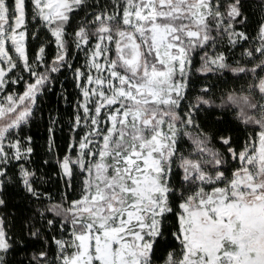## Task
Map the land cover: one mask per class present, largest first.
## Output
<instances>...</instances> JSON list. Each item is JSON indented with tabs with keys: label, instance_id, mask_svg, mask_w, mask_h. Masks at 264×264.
Masks as SVG:
<instances>
[{
	"label": "snow or ice",
	"instance_id": "6c2138e0",
	"mask_svg": "<svg viewBox=\"0 0 264 264\" xmlns=\"http://www.w3.org/2000/svg\"><path fill=\"white\" fill-rule=\"evenodd\" d=\"M0 264H264V0H0Z\"/></svg>",
	"mask_w": 264,
	"mask_h": 264
},
{
	"label": "trees",
	"instance_id": "16d2710c",
	"mask_svg": "<svg viewBox=\"0 0 264 264\" xmlns=\"http://www.w3.org/2000/svg\"><path fill=\"white\" fill-rule=\"evenodd\" d=\"M256 18L257 17H255V16L251 17L250 30H251V27L255 24ZM236 54L239 55V51H237ZM197 67H199L198 58H197V62L195 63V66L193 68V77H192V82H193L192 83V86H193L192 95L193 96H195V94L199 91V89L205 83H214V84L217 85V87L215 89H213V92L215 93V96L217 97V103H219V99L218 98H219V96L221 94V91L226 90V89H231V88L239 89L240 87L245 86L243 81L234 82L233 79L230 78V76H224V75H221L219 79H217V76L213 75L208 80H202L195 73V68H197ZM61 79L63 80L64 78L61 77ZM223 81H227V83L224 84ZM65 83H68V82L66 81ZM69 91H72V88H71L70 85H69ZM52 99L55 100L56 97H52ZM60 107L64 108V107H66V105H64L61 102ZM201 115H202V117H204V113L203 112H202ZM216 118L217 117H216V115L214 113L208 112L206 119H203L202 122L205 123L206 125H208L209 127H223L224 125L215 124ZM67 120H68V117L65 116V121H67ZM33 133L36 135L38 145L41 146V153L40 154L43 155L42 146H43L44 141L41 139V137L44 135V133L41 130H38V129H35V128L33 129ZM57 135H58V142H61L60 141V135L61 134L58 133ZM64 135L66 136L67 133H65ZM235 135L240 136V135H243V134L242 133H235ZM49 172L52 175L53 183L46 184L44 186L47 187L52 192L53 195H56L57 187H61L62 188V185H58L56 183L57 178H56L55 174L53 172H51L50 169H49ZM45 179H47V177H45ZM10 195L13 197V202L14 203H19L18 197H15L14 194H10Z\"/></svg>",
	"mask_w": 264,
	"mask_h": 264
}]
</instances>
